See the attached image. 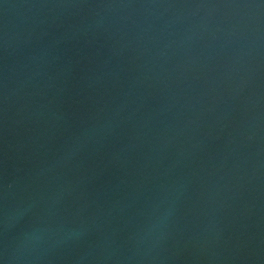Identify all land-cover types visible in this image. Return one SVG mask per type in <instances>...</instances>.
<instances>
[{
	"label": "water",
	"instance_id": "1",
	"mask_svg": "<svg viewBox=\"0 0 264 264\" xmlns=\"http://www.w3.org/2000/svg\"><path fill=\"white\" fill-rule=\"evenodd\" d=\"M0 264H264V0H0Z\"/></svg>",
	"mask_w": 264,
	"mask_h": 264
}]
</instances>
